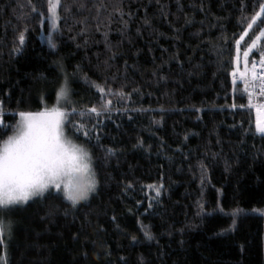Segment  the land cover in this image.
I'll use <instances>...</instances> for the list:
<instances>
[{
    "label": "trees",
    "instance_id": "obj_1",
    "mask_svg": "<svg viewBox=\"0 0 264 264\" xmlns=\"http://www.w3.org/2000/svg\"><path fill=\"white\" fill-rule=\"evenodd\" d=\"M261 4L60 0L51 26L48 0H0V146L67 77L65 132L97 181L76 206L48 192L0 212V264H264V134L249 72L234 79L264 54Z\"/></svg>",
    "mask_w": 264,
    "mask_h": 264
},
{
    "label": "snow or ice",
    "instance_id": "obj_2",
    "mask_svg": "<svg viewBox=\"0 0 264 264\" xmlns=\"http://www.w3.org/2000/svg\"><path fill=\"white\" fill-rule=\"evenodd\" d=\"M59 2L60 0H48V12L51 14L49 19L53 24L57 19L56 10ZM260 9L261 11L252 17L253 21H256L261 13H264V4L260 5ZM33 10L35 9L33 8ZM261 22L264 23V21ZM252 27V23H249L248 28ZM261 35H264V30H261ZM19 38L23 41V33ZM244 56L245 58L248 56V51L244 52ZM57 63L63 71L62 64ZM260 63L264 64V54L261 56ZM253 68L255 69V64ZM256 78L254 71L253 79ZM260 79V91L264 92V74H261ZM94 86L101 93H105L104 87ZM57 96L67 99V77H65V84L61 86ZM101 99L103 100V96ZM109 104L111 101H105L102 109L108 110ZM76 114L77 109L72 108L71 115ZM78 114L81 117L88 115L91 119V114L99 117L103 113L101 109L93 106L80 110ZM66 115L65 110L59 107L45 109L38 113H19L17 131L0 146V212L11 211L9 206L23 204L33 197L43 196L50 188L58 192L62 191L64 199L70 201L72 206H76L81 200H87L89 194L96 190L97 181L96 173L91 165L92 158L85 147L74 143L66 136L64 132ZM99 123L101 121L97 120V124L93 125V128ZM73 126L76 127L77 132L82 127L75 123ZM256 131L264 134V121H257ZM84 135L87 137L89 132L84 131ZM107 151L111 153L113 150L108 149ZM157 192L159 193L158 189ZM239 211V209L234 210L233 217ZM8 228L9 225L0 219V245L4 243ZM144 236L146 239H153L152 234L148 231L144 232ZM133 239L136 238L133 237Z\"/></svg>",
    "mask_w": 264,
    "mask_h": 264
},
{
    "label": "rangeland",
    "instance_id": "obj_3",
    "mask_svg": "<svg viewBox=\"0 0 264 264\" xmlns=\"http://www.w3.org/2000/svg\"><path fill=\"white\" fill-rule=\"evenodd\" d=\"M51 15V14H50ZM50 24H51V26H54L55 24H56V21H55V24H53V22L50 20ZM248 53H249V51H248ZM248 57V56H247ZM247 57L245 58V56H244V53H242L241 55H239V61H240V63H241V68H237V74L239 75V77H241V76H246V74L250 71V68L248 67V60H247ZM247 60V63H245V61ZM65 84V81L64 80H62V82H61V84H60V86H59V88L57 89V93L59 92V90H60V88H61V86H63ZM67 89H68V96H67V99H65V98H58V96H57V93H56V97H55V101L52 103V104H50V105H47V106H44V108L41 110V111H44L45 109H51V108H53V107H59V108H62V109H64L65 110V112H66V118H67V116H68V111L69 110H71L72 108H75V106H76V101H75V99L73 98V96H72V90H71V88H70V86H69V84H68V81H67ZM258 109L259 108H257V109H254V111L256 112V114H255V126L257 125V121L258 120H261V121H264V107H261L260 109H259V111H258ZM40 111V112H41ZM19 119H20V117H19ZM65 121H66V119H65ZM65 121H64V123H65ZM17 131V129L15 130V132ZM15 132L12 134V135H14L15 134ZM64 132H65V127H64ZM65 134H66V132H65ZM262 134V133H261ZM11 136V135H10ZM66 136L69 138V139H71L74 143H77V142H75L69 135H67L66 134ZM78 144V143H77ZM3 145V144H2ZM1 145V146H2ZM81 145V144H80ZM83 147H85L84 145H82ZM86 148V147H85ZM87 149V148H86ZM88 150V149H87ZM89 152V151H88ZM89 155H90V153H89ZM96 187H97V184H96ZM96 191V190H95ZM95 191L94 192H91L90 194H89V196H88V199L95 193ZM48 192H54V193H57V194H60L62 197H63V193H62V191H60V192H58L57 190H55V189H49L48 191H46L44 194H46V193H48ZM37 197H39V196H37ZM34 198H36V197H33L32 199H34ZM64 198V197H63ZM32 199H30L29 201H31ZM87 199V200H88ZM87 200H81L78 204H80V203H82V202H85V201H87ZM29 201H27V202H29ZM67 201V200H66ZM27 202H25V203H23V204H19V205H15V206H22V205H24V204H26ZM67 202H69L70 204H71V202L70 201H67ZM77 204V205H78ZM72 205V204H71ZM15 206H9V207H15ZM263 214V217H264V212L262 213ZM263 251H264V247H263Z\"/></svg>",
    "mask_w": 264,
    "mask_h": 264
},
{
    "label": "built area",
    "instance_id": "obj_4",
    "mask_svg": "<svg viewBox=\"0 0 264 264\" xmlns=\"http://www.w3.org/2000/svg\"><path fill=\"white\" fill-rule=\"evenodd\" d=\"M260 60L254 61L251 65V72L249 77L250 83V94H251V103L254 109L261 108L264 105V92L260 91L261 84V74H264V64L260 63ZM255 64V69L253 65ZM256 73V79H253V72Z\"/></svg>",
    "mask_w": 264,
    "mask_h": 264
}]
</instances>
